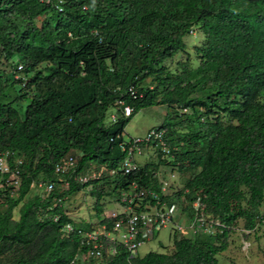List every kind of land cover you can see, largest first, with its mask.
I'll return each mask as SVG.
<instances>
[{"label":"trees","instance_id":"1","mask_svg":"<svg viewBox=\"0 0 264 264\" xmlns=\"http://www.w3.org/2000/svg\"><path fill=\"white\" fill-rule=\"evenodd\" d=\"M195 30L202 39L191 54L184 39ZM179 54L186 58L166 64ZM153 105L177 108L174 117L190 112L176 121L169 113L158 126L178 147L169 164L193 171L173 194L189 198V219L200 196L225 230L175 237L169 253L128 260L121 250L76 264H218L239 219L247 230L262 221L264 0H0V151L21 160L19 186L0 187V264H69L85 251L77 230L91 225L75 224L63 202L89 184L98 217L111 191L119 196L134 181L159 189L149 162L136 174L118 170L85 183L70 176L89 163L118 169L125 126ZM65 155L76 167L60 176L54 165ZM39 182L54 187L26 198ZM66 223L75 226L67 237Z\"/></svg>","mask_w":264,"mask_h":264},{"label":"built area","instance_id":"2","mask_svg":"<svg viewBox=\"0 0 264 264\" xmlns=\"http://www.w3.org/2000/svg\"><path fill=\"white\" fill-rule=\"evenodd\" d=\"M21 67L19 65L18 69ZM15 78H18V75ZM131 113V107H124V116H129ZM109 117L112 122L116 121L115 114H110ZM120 147L123 157L118 169L98 167L94 163H89L86 173L79 176L71 174L70 176L79 183H85L101 177L104 173L115 174L118 170L122 174H136L140 172L142 166L138 158L143 157L146 159L145 162L155 164L159 189L155 190L134 181L128 191H121L117 197V209L104 213V217L95 221V226H91L89 230H77L81 237L80 244L85 248V251H81L78 257H74L69 264H76L78 261L86 262L93 258L111 260L121 250L127 253V259L130 260L138 255L137 249L141 245L154 239L158 232L164 228H170L169 235L173 238L175 235L188 237L186 233H190L189 235L198 232L214 234L217 226L221 228L225 226L220 218L205 214V203L202 202L200 196H196L189 203L194 209L191 218L186 222L178 220L179 216H184L183 208L187 202L184 196L178 198L173 194L174 191H170V187L177 179V167L171 166L169 162L174 160L173 152L178 147L168 142L164 128L150 127L143 135L127 138L122 135ZM12 156L13 153L9 150L0 151V187L12 185L14 190L21 182L18 167L21 160L12 158ZM164 160L167 162L164 163ZM76 162L72 155H65L54 165V172L60 176L69 172L73 173ZM5 175L7 177L3 183ZM165 175L167 176L165 177ZM68 184V181L63 179V185L66 188ZM36 185L43 188L46 193H49L54 187L53 182H39ZM166 197H172V201H167ZM57 218L58 216H55L54 220ZM74 229L73 224L66 223L62 229L63 235L67 237ZM247 247L248 244L243 246L244 249Z\"/></svg>","mask_w":264,"mask_h":264},{"label":"rangeland","instance_id":"3","mask_svg":"<svg viewBox=\"0 0 264 264\" xmlns=\"http://www.w3.org/2000/svg\"><path fill=\"white\" fill-rule=\"evenodd\" d=\"M202 39V35L198 30H195L192 34L185 37V42L187 43V48L189 52L192 54V47L194 44H198ZM186 58L185 54H179L172 60H168L166 64L171 68H174L175 62L179 60H183ZM196 62L193 63V65ZM15 88L18 89L19 85L16 84ZM16 94V93H15ZM24 101L17 102V105H20V113L24 110ZM174 110L177 108L168 107L166 105H153L147 106L140 109L136 114H134L127 125L124 128V137L127 138L129 136L134 135H143L147 129L150 127H155L161 125L168 117V114H173L171 121H176L180 118H184L190 112L188 111L186 115H182L181 117H174ZM115 109L111 110L112 114L115 113ZM176 128V127H174ZM178 129V127H177ZM179 130V129H178ZM140 162L144 160V158H138ZM146 159L144 160V162ZM164 163L167 161L164 160ZM177 171V170H176ZM193 174L191 168L184 169L181 172H176L177 179L175 183L170 187L171 192H176L182 187L184 180L190 177ZM167 175H165L166 177ZM66 189L63 185L61 189ZM92 186L89 184L81 191L69 195L65 198L63 202V207L67 211L70 212V216L75 224L79 225H87L86 223H90L91 226H95V221L100 219L102 216L104 217V213L117 209V201L116 197L118 196L117 191H111L109 194H105L99 200V204L102 206L100 217L96 214V209L94 208L95 204V195L90 192ZM105 190H109V187L106 186ZM45 195L43 188L37 187V185H33L28 193L27 197H31L33 195ZM181 196H183L181 194ZM185 199V197H184ZM189 198H186L185 201L188 202ZM21 204V203H20ZM188 204V203H187ZM2 207V204H1ZM3 208V207H2ZM185 212L188 213L187 208ZM260 215L262 216V221L257 224L255 230L246 233L243 226V220L239 219L237 223L230 229V243L229 246L219 252L216 255L217 263L218 264H264V256L261 254V250L264 249V201L260 207ZM14 218H18V210L17 208L14 209ZM187 217H185L186 219ZM88 220V221H85ZM95 222V223H93ZM170 228H164L158 232L154 239L147 241L143 245H141L137 249V253L139 256L145 255L149 251H158V252H166L169 253L172 250V243H170L171 239L169 237ZM190 233H186L188 237ZM242 239L244 242H250L251 245L247 251H243V244L239 241ZM1 262H7L6 258H3Z\"/></svg>","mask_w":264,"mask_h":264},{"label":"clouds","instance_id":"4","mask_svg":"<svg viewBox=\"0 0 264 264\" xmlns=\"http://www.w3.org/2000/svg\"><path fill=\"white\" fill-rule=\"evenodd\" d=\"M115 115H116V114H115ZM129 116H130V115H129ZM155 127H158V126H155ZM123 133H124V132H123ZM144 160H145V158H144ZM144 160H143L142 162H140V163L143 164V163H144ZM169 163H170V162H169ZM175 166H176V165H175ZM176 167H177V166H176ZM177 171L180 172V170L178 169V167H177ZM203 203H204V202H203ZM185 209H186V206L183 208V211H184V212H185ZM205 210H206V206H205ZM205 214H207V215H209V216H211V217H218V216H213V215H211V214H209V213H206V212H205ZM103 215H104V214H103ZM185 215H186V212H185L184 216H179V217H178V220H179V221L184 220L185 222L188 221L189 218H186V219H187V220H186V219H185ZM179 218H180V219H179ZM218 218H220V217H218ZM220 219H221V218H220ZM221 221H223V220L221 219ZM223 222H224V221H223ZM93 223H94V222H93ZM224 224H225V222H224ZM244 229H245V228H244ZM222 230H225V226L222 227V228L217 226V229H216V231H215L214 234H206V235H215V234L221 232ZM254 230H255V229H254ZM244 231H245L246 233H249V232H251V231H253V230H247V229H245ZM198 233H200V232H198ZM196 234H197V233H196ZM202 234H203V233H202ZM192 236H193V235H192ZM169 237H170V239H171L170 243H172L173 240H174V238L177 237V236L175 235V236L172 238V236L169 235ZM181 237H183V236H181ZM229 237H230V235H229ZM178 238H180V237H178ZM228 240H229V239H228ZM242 242H243L244 244H243ZM242 242H241V243L243 244V246L246 245V244H248V247H247L246 249H244L243 246H242L243 251H247V250L249 249L251 243H250V242H244L243 240H242ZM228 245H229V244H228Z\"/></svg>","mask_w":264,"mask_h":264},{"label":"crops","instance_id":"5","mask_svg":"<svg viewBox=\"0 0 264 264\" xmlns=\"http://www.w3.org/2000/svg\"><path fill=\"white\" fill-rule=\"evenodd\" d=\"M64 211L70 216V212L67 211L66 209H64ZM71 217V216H70ZM85 221H88V220H85ZM240 242H242V239L239 240ZM229 243H230V237H229ZM229 246V245H228Z\"/></svg>","mask_w":264,"mask_h":264}]
</instances>
